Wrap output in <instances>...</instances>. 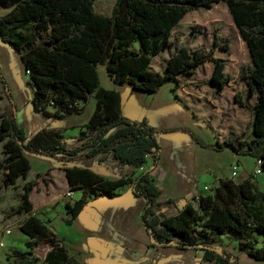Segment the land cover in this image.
Returning <instances> with one entry per match:
<instances>
[{
	"label": "trees",
	"instance_id": "16d2710c",
	"mask_svg": "<svg viewBox=\"0 0 264 264\" xmlns=\"http://www.w3.org/2000/svg\"><path fill=\"white\" fill-rule=\"evenodd\" d=\"M93 1L0 0V7L6 8L0 14V39L16 51L28 74L33 109L45 117L61 118L78 113L89 95L95 100L93 110L79 127L76 144L71 146H66L59 130L46 125L25 137L13 114L1 112L0 168L4 169L1 182L5 185L26 174L29 161L24 150L58 155L61 159L111 152L119 163L135 167L143 164L146 153H151L152 164L155 162L158 143L154 133L158 129L144 119L136 121L121 112L118 91L99 84L97 63L104 64L113 82H125L147 92L166 81L177 85L178 73L192 72L205 59L213 63L209 81L221 86L229 78L222 59L212 55V47L181 44L167 56L163 71L150 66L152 56L168 45L171 28L185 12L220 0H115L110 14L94 10ZM221 1L248 49L252 64L241 65L239 77L247 78L255 101L249 125L251 136L244 129L216 139L210 146H229L236 152L264 157V0ZM220 46L227 48L226 43ZM0 79L4 93L11 99L1 73ZM234 98L237 104H246L239 91H235ZM82 148L87 149L78 153ZM148 171L143 168L135 174L130 171L107 179L87 167H65L69 189L83 188L81 196L71 205L66 203V207L74 215L88 196L111 195L120 185L130 182L132 193L145 198L141 219L153 244L200 247L205 259L228 264L231 253L224 249L219 253L211 241L229 230L239 248L264 264V189H254L249 178H223L208 193L198 195L195 207L186 203L175 214L157 215L156 209L161 210L169 199H159L160 190ZM30 186V182L22 184L13 212L31 208L27 195ZM19 228L50 244L44 255L47 264H79L38 217L28 215L20 221ZM25 245L31 248L35 241L26 240ZM36 258L32 255L14 264H33Z\"/></svg>",
	"mask_w": 264,
	"mask_h": 264
},
{
	"label": "crops",
	"instance_id": "0c3cea01",
	"mask_svg": "<svg viewBox=\"0 0 264 264\" xmlns=\"http://www.w3.org/2000/svg\"><path fill=\"white\" fill-rule=\"evenodd\" d=\"M5 11L6 8L0 7V14ZM236 36L242 51L248 53V64L251 65L248 49L238 29ZM232 48L229 45V49ZM217 52L212 55L222 59L223 70L229 75L221 86L208 80L213 69L209 59L198 63L192 72L178 73L177 85L166 81L151 92L134 89L125 82H113L104 64L97 63L99 84L118 91L121 112L136 121L144 119L158 129L154 133L158 143L156 160L152 164L151 153H146L143 164L135 167L119 163L111 152L61 159L58 155L24 150L23 154L29 161L24 176H17L14 183L5 185L1 182L4 169L0 168V225L10 227V231L3 235L5 245L0 264H14L32 255L37 257L33 264H47L44 255L50 244L42 238L28 236L19 228L20 221L28 215L41 219L67 254L79 264H215L213 260L203 257V249L200 247L153 244L141 219L145 198L132 193L130 182L120 185L111 195L98 193L88 196L81 208L72 215L66 203L71 205L78 199L83 188L73 189L70 195H66L69 185L64 168L87 167L107 179L117 178L130 171L135 174L143 168H149V175L160 190L159 199H169L162 204L161 210L156 209L157 215L175 214L186 203L195 207L198 195L208 193L223 178H249L254 189L263 190L264 179L258 177V174L264 169L251 175L254 156L236 152L229 146L221 149L210 146L216 139L239 134L244 129H247L246 134L250 137L249 125L255 101V94L248 89L247 78L239 77L240 65L236 64L230 70L224 61L226 56L222 55L235 54L227 49H219ZM167 56L160 71L164 69ZM0 57L6 65L10 63V77L17 78L15 88H11L0 70L11 96L9 99L4 93L0 79V113L13 114L25 137L46 125L60 131L66 146L76 144L79 127L91 113L87 112L82 118L75 117L83 111L85 103L78 113L61 118L43 116L32 107L30 98L33 87L18 54L1 39ZM199 69H202L201 76L196 77ZM101 74L104 78L108 77V81L101 83ZM235 91L242 94L246 100L245 105L237 104ZM94 104L95 100L91 111ZM1 147L2 140L0 160L3 156ZM86 149L82 148L78 153ZM245 157L248 161L244 163ZM250 163L251 166L248 165ZM233 165L235 173L231 175ZM24 182L31 183L27 195L32 206L29 210L10 212L19 203ZM26 240L35 241V245L26 247ZM211 244L219 253L221 249L231 253L228 264H262L239 248L237 239L229 230L215 235Z\"/></svg>",
	"mask_w": 264,
	"mask_h": 264
},
{
	"label": "rangeland",
	"instance_id": "374dc122",
	"mask_svg": "<svg viewBox=\"0 0 264 264\" xmlns=\"http://www.w3.org/2000/svg\"><path fill=\"white\" fill-rule=\"evenodd\" d=\"M114 4L115 0H94L93 8L98 12L110 14ZM236 33L237 29L224 1L220 0L213 2L210 6H198L194 9H190L185 12L179 21L171 28L168 37V45L152 57L151 67L160 71L165 57L181 44H187L191 48L202 47L204 49H209L212 47L213 54L219 49H227L230 52H233L235 56L232 54L230 55V53L222 54L223 56H226L224 61L227 62V68H230V70H232L236 64H239L240 66L248 64V53L242 51ZM222 43H226L227 48H221L220 45ZM229 45L233 48L229 49ZM9 68H11L10 63L6 65L4 60L0 57V70L4 74L8 86L15 88L17 78L10 77L11 69ZM204 70L205 69L203 68V71ZM201 73L202 69H199L196 77H200ZM107 79L108 77L104 78L102 74L100 75L101 83L108 81ZM93 102V97L89 95L86 99L83 111L75 117L82 118L87 112L90 113ZM243 159L244 163L248 161L246 157ZM248 165L251 166V163ZM259 176L264 179V171L261 174H258V177ZM15 190L16 189L14 188L13 191ZM11 211L12 209H10V212ZM11 252H13V249Z\"/></svg>",
	"mask_w": 264,
	"mask_h": 264
},
{
	"label": "built area",
	"instance_id": "2783aa9c",
	"mask_svg": "<svg viewBox=\"0 0 264 264\" xmlns=\"http://www.w3.org/2000/svg\"><path fill=\"white\" fill-rule=\"evenodd\" d=\"M263 169H264V157L256 156L254 158V165H253V168H252L251 175L253 176L255 174H258ZM234 173H235V166L233 165L232 169H231V175H233ZM203 187L206 188L205 185ZM70 193H71V190L68 189L66 191V195H70ZM9 231H10V227L8 225H6V224L0 225V260L2 259V249H3L4 245H5V241H4L3 235L8 233Z\"/></svg>",
	"mask_w": 264,
	"mask_h": 264
}]
</instances>
